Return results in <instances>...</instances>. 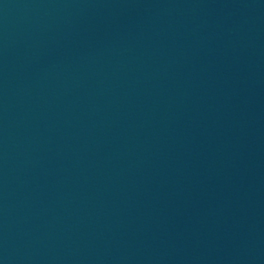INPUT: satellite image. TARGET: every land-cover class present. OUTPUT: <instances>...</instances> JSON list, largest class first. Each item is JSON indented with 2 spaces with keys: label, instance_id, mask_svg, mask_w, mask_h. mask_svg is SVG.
I'll list each match as a JSON object with an SVG mask.
<instances>
[{
  "label": "water",
  "instance_id": "water-1",
  "mask_svg": "<svg viewBox=\"0 0 264 264\" xmlns=\"http://www.w3.org/2000/svg\"><path fill=\"white\" fill-rule=\"evenodd\" d=\"M0 264H264V0H0Z\"/></svg>",
  "mask_w": 264,
  "mask_h": 264
}]
</instances>
